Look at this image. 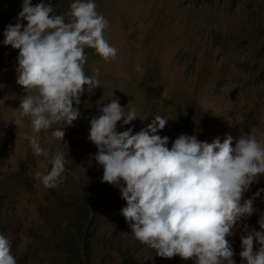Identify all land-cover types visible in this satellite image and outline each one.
Segmentation results:
<instances>
[{
	"label": "rangeland",
	"instance_id": "obj_1",
	"mask_svg": "<svg viewBox=\"0 0 264 264\" xmlns=\"http://www.w3.org/2000/svg\"><path fill=\"white\" fill-rule=\"evenodd\" d=\"M39 2L31 0L33 6ZM44 2L51 3L53 14L68 19L73 0ZM94 2L108 21L104 37L117 55L106 62L85 48L84 71L88 76L98 72L101 85L91 93L85 86L80 104L74 105L81 115L60 128L62 140L51 135L60 125L38 134L47 156H37L25 138L32 135L30 120L20 116L25 91L16 83L19 50L3 44V33L18 22L23 0H0V234L11 242L17 264H62L60 259H66L61 233L76 230L78 198L99 196L89 209L85 258H93L94 264H119L118 248H123L138 264H194L179 256L160 257L134 238L129 223L120 217L126 201L119 187L101 182L103 168L94 159L97 148L88 139L90 120L100 115V107L118 99L125 113L134 108L138 116L128 125L117 122L118 132L132 128L135 134L160 115L168 123L156 134L169 137V148L181 134L208 143L217 137L223 142L230 134L234 147L242 134L252 133L264 143V0ZM137 64L143 71L135 70ZM57 153L66 158L65 179L47 188L35 173L46 175ZM247 199L259 209L227 237L237 264H242L240 238L246 234L242 226L260 231L264 175L251 183L241 203ZM259 247L254 241L253 251Z\"/></svg>",
	"mask_w": 264,
	"mask_h": 264
},
{
	"label": "clouds",
	"instance_id": "obj_2",
	"mask_svg": "<svg viewBox=\"0 0 264 264\" xmlns=\"http://www.w3.org/2000/svg\"><path fill=\"white\" fill-rule=\"evenodd\" d=\"M96 9L94 0H73L66 19L53 14L51 3L40 0L33 6L23 0L18 22L3 33V44L19 50L16 83L25 91L20 116L30 120L32 135L25 138L37 156H47L38 134L60 125L51 135L62 140L60 128L81 115L76 106L85 86L91 93L101 85L98 72L88 76L84 71L85 48L106 62L117 55L104 37L108 21ZM135 70L143 71L139 64ZM99 112L90 120L88 139L97 148L94 159L103 168L101 182L119 187L126 201L121 214L134 238L163 258L235 264L227 237L255 211L252 199L241 201L251 183L264 175V143L252 133L242 134L234 147L230 134L211 143L181 134L169 148V137L156 134L166 127L167 118L156 115L133 134L132 128L118 132L116 125L137 119L134 108L125 113L118 99H112ZM65 160L57 153L50 171L42 177L36 172V177L45 187L56 188L65 179ZM258 224L260 231L242 226L246 234L241 235L239 255L246 264H264V215ZM254 241L260 245L255 252ZM0 264H17L11 242L2 234Z\"/></svg>",
	"mask_w": 264,
	"mask_h": 264
},
{
	"label": "trees",
	"instance_id": "obj_3",
	"mask_svg": "<svg viewBox=\"0 0 264 264\" xmlns=\"http://www.w3.org/2000/svg\"><path fill=\"white\" fill-rule=\"evenodd\" d=\"M88 198L89 199H86L81 196L78 198L79 208L76 211V215L73 222V226L75 227L76 230L74 232H69L68 229L66 231V234H64V232L61 233L65 238L64 239L65 241L62 243H63V251H64L63 254H65V259H66V260H62L63 257L60 259V262L62 261V264H94L93 258L84 257V254H82V247L84 244L85 245L87 244L86 238H87L88 220L91 219L89 218L90 215L89 209H91L100 201V197L97 196L95 200L92 199V196L91 197L89 196ZM253 204L257 205V202H254L253 200ZM257 209L259 208L256 207L255 211ZM120 217H123V215H121ZM118 249L120 251L119 255L121 256V260L119 264H121L122 262H124V264H138V260L136 259L135 255L129 256L130 254H127L123 248H118ZM234 259L235 256L233 257V260ZM175 264H185V263L178 260V262H175ZM242 264H246V262L242 260Z\"/></svg>",
	"mask_w": 264,
	"mask_h": 264
}]
</instances>
